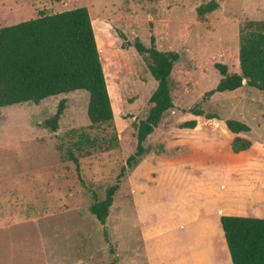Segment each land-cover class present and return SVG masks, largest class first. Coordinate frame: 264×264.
Listing matches in <instances>:
<instances>
[{"label":"rangeland","instance_id":"obj_1","mask_svg":"<svg viewBox=\"0 0 264 264\" xmlns=\"http://www.w3.org/2000/svg\"><path fill=\"white\" fill-rule=\"evenodd\" d=\"M209 1L216 7L197 14ZM77 6L92 21L112 121L89 125L82 89L0 107V264H231L215 217L231 202L254 215L264 208V90L205 93L220 78L213 63L237 72L241 36L264 31V0H0V26ZM150 37L178 53L167 78L173 106L126 166L131 122L146 116L156 85L133 41L148 47ZM62 98L50 132L41 124ZM225 119L248 125L236 133L248 148L232 151ZM113 184L100 224L88 207Z\"/></svg>","mask_w":264,"mask_h":264},{"label":"trees","instance_id":"obj_2","mask_svg":"<svg viewBox=\"0 0 264 264\" xmlns=\"http://www.w3.org/2000/svg\"><path fill=\"white\" fill-rule=\"evenodd\" d=\"M216 3L209 1L196 8L197 14L209 12ZM93 26L85 6H77L0 26V107L22 102L37 104L48 96L77 89L87 92L86 116L89 125L112 121L110 95L102 61L93 35ZM135 50L147 55V69L156 85L148 97L150 107L144 118L131 122L134 129V152L125 159L126 166L144 152L142 141L157 125L164 111L173 106L168 75L178 58L175 51L158 50L150 37L148 47L137 39ZM220 74L214 87L205 94L231 91L243 84L264 90V31L249 32L240 38L238 71L227 72L226 65L213 63ZM64 108L60 99L53 114L45 118L42 127L50 132L57 129V120ZM200 115V109L193 110ZM214 117L213 114H204ZM226 128L234 134L232 151L248 148L249 142L236 133L247 132L248 125L235 119H225ZM193 127L194 121L181 123ZM85 142L87 139L83 140ZM83 141L78 140V143ZM67 157L75 166L78 162L71 152ZM123 168V167H122ZM117 185L105 188L104 197H93L88 210L103 224ZM219 225L231 264H264V218L220 215Z\"/></svg>","mask_w":264,"mask_h":264},{"label":"crops","instance_id":"obj_3","mask_svg":"<svg viewBox=\"0 0 264 264\" xmlns=\"http://www.w3.org/2000/svg\"><path fill=\"white\" fill-rule=\"evenodd\" d=\"M237 191H239V190L237 189ZM233 198H234V196H233ZM238 198H239V196H238ZM245 199H246V202H247L246 204H248V202L249 203H251V202L253 203V201H255L256 197L252 194V196H247V197L244 196V199L243 200H245ZM221 201H222V199H221ZM220 202H219V204H220ZM231 203H232V205H230L229 207L228 206H224V208L221 209L222 210V213L219 214V215H216V217H215L216 226H217V228H218V230L220 232H221V228H220L219 220H218V218H219L220 215H235V216H247V217L264 218V208H261L260 215H254V214H252V211H251L252 209L248 208L247 210H244L243 208H240L239 207V205H240L239 203L238 204L236 202L235 203L231 202ZM221 206L223 207V205H221ZM212 207L213 206H211L210 208H212ZM208 209L207 210H203V209L198 208V210H199V211L197 210L198 211V215L199 216H202L204 218H208V215H210L208 213ZM243 211H245V212H243ZM221 234H222V232H221Z\"/></svg>","mask_w":264,"mask_h":264},{"label":"water","instance_id":"obj_4","mask_svg":"<svg viewBox=\"0 0 264 264\" xmlns=\"http://www.w3.org/2000/svg\"><path fill=\"white\" fill-rule=\"evenodd\" d=\"M189 111L191 110V109H188Z\"/></svg>","mask_w":264,"mask_h":264}]
</instances>
